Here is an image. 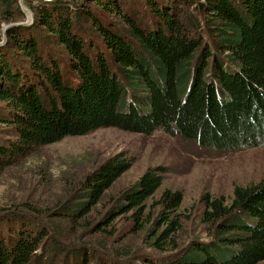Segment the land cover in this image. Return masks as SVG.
<instances>
[{
	"label": "trees",
	"instance_id": "16d2710c",
	"mask_svg": "<svg viewBox=\"0 0 264 264\" xmlns=\"http://www.w3.org/2000/svg\"><path fill=\"white\" fill-rule=\"evenodd\" d=\"M33 1L27 20L20 0H0V174L46 144L109 126L219 149L264 144V0ZM133 161L127 151L102 160L48 219L7 210L0 264H135L106 240L128 213L161 254L141 264H264V180L206 197L204 240L183 238L180 191L149 203L163 165L109 195L96 219Z\"/></svg>",
	"mask_w": 264,
	"mask_h": 264
},
{
	"label": "rangeland",
	"instance_id": "374dc122",
	"mask_svg": "<svg viewBox=\"0 0 264 264\" xmlns=\"http://www.w3.org/2000/svg\"><path fill=\"white\" fill-rule=\"evenodd\" d=\"M20 3L28 13L27 20H31L29 0H20ZM7 25L8 21L0 17V37ZM3 39L2 36L0 41ZM119 151H127L134 161L94 210V217L100 218L110 205L109 195L114 199L138 180L148 167L163 165L166 167L163 184L149 203L158 199L166 189L180 191L183 202L179 210L184 215L183 238L187 241L193 237L206 239L201 223L206 197L230 198L235 186L264 180V144L219 149L169 134L162 128L142 133L116 126L101 127L46 144L0 174V214L4 213L0 217L3 219L1 225H6L4 221L10 219L5 216L7 210L48 219L51 209L71 195L77 182L88 171ZM135 224L130 213L120 215L111 223V228H116L115 234L106 240L114 241L117 248L130 249L135 264L142 263L141 255H161L148 247L143 241L144 232H136ZM95 237L97 243L104 238L100 234Z\"/></svg>",
	"mask_w": 264,
	"mask_h": 264
}]
</instances>
